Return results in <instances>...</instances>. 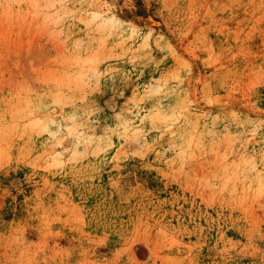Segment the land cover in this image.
Returning a JSON list of instances; mask_svg holds the SVG:
<instances>
[{"label": "rangeland", "instance_id": "obj_1", "mask_svg": "<svg viewBox=\"0 0 264 264\" xmlns=\"http://www.w3.org/2000/svg\"><path fill=\"white\" fill-rule=\"evenodd\" d=\"M2 2L0 264H264V0Z\"/></svg>", "mask_w": 264, "mask_h": 264}, {"label": "snow or ice", "instance_id": "obj_2", "mask_svg": "<svg viewBox=\"0 0 264 264\" xmlns=\"http://www.w3.org/2000/svg\"><path fill=\"white\" fill-rule=\"evenodd\" d=\"M14 6L15 5L11 4V3L8 5L9 8H13ZM2 7H4V4H3L2 0H0V8H2ZM35 7L37 9H43L46 11L48 9H53V8H55V9L64 8V4H63V0H56V2H54V3H43V4L37 3L35 5ZM67 15H68V13L65 12L63 16H59V19L56 16H52V17L45 16L44 17L45 27H47L50 22H54L57 25H59L61 20H63ZM37 19H39V16L37 17ZM93 21H95L97 23L99 22L98 18L95 16H93L92 21H89V24H92ZM112 21L115 22V18H112ZM84 86L85 87L87 86L86 83ZM53 103L57 104V105H62L64 103H67V99L61 92H57V95H56ZM43 108H44V104H40L39 106L31 109V111L29 113V119L32 122V126L34 129H39V130H42L46 133H49V135H51L55 140L58 141L60 139V137L63 136V132H62V130L60 132H49V126L50 125L54 126L56 121L54 118H52L50 116L41 117V113L43 111ZM70 119L73 121V127H70L68 129V135L63 137L65 140L75 139L76 133L78 132V129H79V125L75 124L76 117L73 116ZM73 155L75 156L76 153H73ZM136 155H139V153H136ZM248 163L251 166L255 167V160L249 161ZM262 163H264V161H262ZM261 185H262V187H261V196H262L261 203H262V205H264V174H262Z\"/></svg>", "mask_w": 264, "mask_h": 264}]
</instances>
